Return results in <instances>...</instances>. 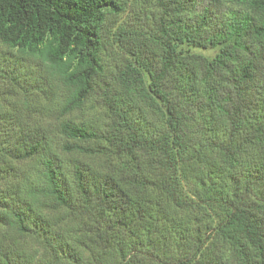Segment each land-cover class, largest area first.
I'll use <instances>...</instances> for the list:
<instances>
[{"label":"trees","instance_id":"1","mask_svg":"<svg viewBox=\"0 0 264 264\" xmlns=\"http://www.w3.org/2000/svg\"><path fill=\"white\" fill-rule=\"evenodd\" d=\"M0 264H264V0H0Z\"/></svg>","mask_w":264,"mask_h":264},{"label":"rangeland","instance_id":"2","mask_svg":"<svg viewBox=\"0 0 264 264\" xmlns=\"http://www.w3.org/2000/svg\"><path fill=\"white\" fill-rule=\"evenodd\" d=\"M195 52H198V53H200V54H202V55H204V56H206V57H212L213 55H214V51H212V50H206V51H202V50H194ZM72 120H75V121H78V120H80V119H83L84 118V116L82 115V114H80V113H77V112H75L73 115H72Z\"/></svg>","mask_w":264,"mask_h":264}]
</instances>
